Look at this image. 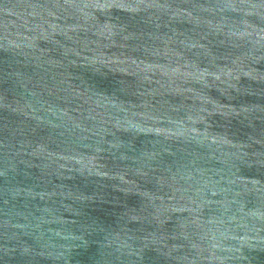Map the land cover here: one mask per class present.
<instances>
[{"label": "water", "instance_id": "water-1", "mask_svg": "<svg viewBox=\"0 0 264 264\" xmlns=\"http://www.w3.org/2000/svg\"><path fill=\"white\" fill-rule=\"evenodd\" d=\"M260 264H264V247H263L262 258H261Z\"/></svg>", "mask_w": 264, "mask_h": 264}]
</instances>
